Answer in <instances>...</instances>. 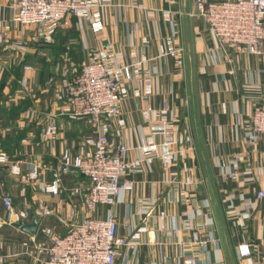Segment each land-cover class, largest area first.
<instances>
[{"label":"crops","instance_id":"crops-1","mask_svg":"<svg viewBox=\"0 0 264 264\" xmlns=\"http://www.w3.org/2000/svg\"><path fill=\"white\" fill-rule=\"evenodd\" d=\"M17 1L0 0V155L9 158L0 164V264H38L35 244L64 237L89 217L84 178L61 175L60 165L67 149L93 151L85 141L97 131L72 115L65 86L99 57L115 71L121 59L133 65L131 81L118 73L119 119L104 120L100 133L141 164L125 176L133 189L94 216L115 219L119 236L138 245L127 264H264V201L256 198L264 190V143L250 148L245 136L264 108V42L261 56L228 52L198 15L197 0H96L95 26L69 17L44 27L15 22ZM162 45L178 57L160 58ZM155 145L159 154L176 153L170 169L151 155ZM17 163L20 176L11 172ZM233 172L237 181L223 180ZM58 177L59 195L48 194ZM35 220L34 235L18 227ZM241 245L250 257L240 255Z\"/></svg>","mask_w":264,"mask_h":264},{"label":"built area","instance_id":"built-area-1","mask_svg":"<svg viewBox=\"0 0 264 264\" xmlns=\"http://www.w3.org/2000/svg\"><path fill=\"white\" fill-rule=\"evenodd\" d=\"M198 15L204 19L218 44L228 52L263 55L264 42V0H197ZM96 0H18L14 9V21L23 26L44 27L58 25L69 17L85 19L96 25ZM3 25L0 24V33ZM179 51L160 47V57L177 58ZM115 71L102 57L85 63L81 72L65 86V97L75 118L88 119L94 125L97 135L86 139L85 143L93 151L87 156H74L65 150L60 165V174L80 175L85 180L81 190L84 209L89 215L80 223H71L70 232L60 237L49 235V242L35 244L33 254L38 264H119L122 257L127 259L138 252V245L119 236L115 219H95L100 207H113L123 193L133 189V183L125 180L128 172L137 171L140 161H128L129 147L120 144L115 149L110 146L109 138L100 133L104 120L115 122L120 116V93L122 83L118 73L126 81L132 80L133 65L125 64ZM229 63L233 59L229 57ZM163 111H169L165 104ZM167 125V123H165ZM164 125V128L166 126ZM55 128L50 125L46 136L51 137ZM247 145L257 147L264 143V108L258 109L251 117L250 128L246 133ZM173 143H165L170 146ZM151 155L162 161L166 169L175 162L176 153L159 154L158 146H153ZM236 159L239 161L240 156ZM9 158L0 155V164L7 165ZM15 176L22 173L21 163L11 167ZM39 176L38 168L30 174L32 180ZM224 181H237L239 173L222 174ZM61 178L46 187V192L59 195ZM257 201H264V190L258 191ZM8 212L13 211V200L4 199ZM164 217V213H162ZM207 243H202L206 246ZM243 258L250 257L247 245L239 247Z\"/></svg>","mask_w":264,"mask_h":264},{"label":"water","instance_id":"water-1","mask_svg":"<svg viewBox=\"0 0 264 264\" xmlns=\"http://www.w3.org/2000/svg\"><path fill=\"white\" fill-rule=\"evenodd\" d=\"M18 227L24 232L34 235L37 233L39 225L38 222L35 220L32 224H25L23 222H20Z\"/></svg>","mask_w":264,"mask_h":264},{"label":"rangeland","instance_id":"rangeland-1","mask_svg":"<svg viewBox=\"0 0 264 264\" xmlns=\"http://www.w3.org/2000/svg\"><path fill=\"white\" fill-rule=\"evenodd\" d=\"M196 3H197V2H196ZM196 7H197V5H196ZM197 11H198V10H197ZM262 51H263V48H262ZM159 57H160V50H159ZM160 58H162V57H160ZM260 158H261V156H260ZM227 182H230V181H227ZM222 205H223V207H224L225 204L222 203ZM227 206H228V203H227ZM227 206H225L226 209H227ZM234 220H235V219H234Z\"/></svg>","mask_w":264,"mask_h":264}]
</instances>
